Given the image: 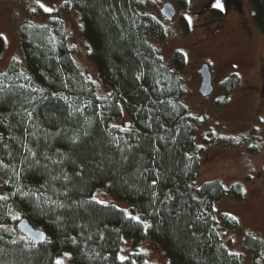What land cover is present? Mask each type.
<instances>
[{"label":"trees","instance_id":"trees-1","mask_svg":"<svg viewBox=\"0 0 264 264\" xmlns=\"http://www.w3.org/2000/svg\"><path fill=\"white\" fill-rule=\"evenodd\" d=\"M187 2L175 0L180 8ZM248 2L264 35V0ZM147 3L62 0L64 12L73 6L78 13L99 86L74 60L59 19L42 12L44 22L21 24V58L0 72V264H148L138 250L147 237L167 264H244L222 241V231L238 226L233 215L217 214L227 189L219 180H197L199 122L178 71L185 56L174 52V68L163 62L149 38L165 39L166 28L145 12ZM211 11L222 17L221 9ZM4 50L0 36V56ZM241 83L234 73L223 80L213 107H224ZM124 116L128 127L118 123ZM245 142L255 153L264 140ZM101 187L142 220L93 199ZM228 190L234 200L245 197L240 183ZM18 216L44 230L46 240L21 234ZM126 237L132 252L122 260ZM243 247L249 264H264L261 237L246 233Z\"/></svg>","mask_w":264,"mask_h":264},{"label":"rangeland","instance_id":"rangeland-1","mask_svg":"<svg viewBox=\"0 0 264 264\" xmlns=\"http://www.w3.org/2000/svg\"><path fill=\"white\" fill-rule=\"evenodd\" d=\"M145 1H148L145 12L157 17L166 28L165 39L149 38L163 62L174 68V52L180 51L185 56L184 67L178 71L187 91L185 102L199 122L193 149L199 155L197 180L199 183L219 180L227 189L216 204L217 214L233 215L238 226L230 232L222 231V241L230 251L242 253L244 264H249L251 253L243 247L244 235L251 232L264 240V179L261 175L264 142L252 153L249 142L240 144L239 141L251 136L264 140V35L252 21L248 0H220L222 17L212 14L216 0H188L185 8L177 6L175 0H162L175 6L176 14L170 21L160 14V3ZM41 3L52 10L45 11ZM61 3L62 0H0V36L5 41L0 72L7 68L11 59L21 58V24L44 22L42 12H46L62 22L72 56L83 74L101 85L97 69L89 58L88 46L80 35L78 13L73 6L64 12ZM202 63L208 65L212 78L213 90L207 96L198 91L201 81L198 69ZM233 73L242 83L230 94L228 103L216 110L213 102L221 95L219 85ZM126 121L128 117L124 116L118 123ZM235 182L242 185L245 193L241 201L232 199L228 190ZM92 198L114 204L132 218L142 220L137 211L130 210L127 202L116 199L102 187ZM18 219L19 216L16 221ZM148 224L143 221L146 233ZM138 250L145 253L148 264H167L164 252L148 237ZM131 252V240L126 237L119 257L125 258Z\"/></svg>","mask_w":264,"mask_h":264},{"label":"water","instance_id":"water-1","mask_svg":"<svg viewBox=\"0 0 264 264\" xmlns=\"http://www.w3.org/2000/svg\"><path fill=\"white\" fill-rule=\"evenodd\" d=\"M157 3L161 4L159 9L160 14L167 21H170L174 18L176 14L175 6L170 2H162V0H154ZM198 74L201 77L200 86L198 88L199 93L202 96L209 95L213 90L211 73L209 67L206 63H203L198 69ZM202 118L201 116L199 117ZM125 126H130V122H126ZM16 228L23 234L27 239L41 244L46 240V232L40 228L34 227L25 217H19L15 223ZM68 253L64 254V257H67Z\"/></svg>","mask_w":264,"mask_h":264},{"label":"snow or ice","instance_id":"snow-or-ice-1","mask_svg":"<svg viewBox=\"0 0 264 264\" xmlns=\"http://www.w3.org/2000/svg\"><path fill=\"white\" fill-rule=\"evenodd\" d=\"M37 2H39V0H37ZM40 7L43 8L45 11H51L52 10L50 8L45 7V5L42 4V3L40 4ZM214 7L223 9V5L220 3V0H216V3L214 4ZM0 199H4V197H0ZM121 259L123 260L124 257H121ZM56 264H62V261L61 260H57Z\"/></svg>","mask_w":264,"mask_h":264},{"label":"flooded vegetation","instance_id":"flooded-vegetation-1","mask_svg":"<svg viewBox=\"0 0 264 264\" xmlns=\"http://www.w3.org/2000/svg\"><path fill=\"white\" fill-rule=\"evenodd\" d=\"M161 5V4H160ZM203 64V63H202ZM212 79V78H211Z\"/></svg>","mask_w":264,"mask_h":264}]
</instances>
